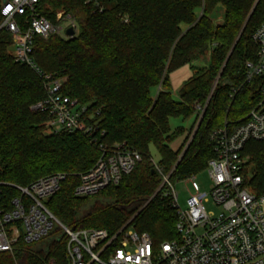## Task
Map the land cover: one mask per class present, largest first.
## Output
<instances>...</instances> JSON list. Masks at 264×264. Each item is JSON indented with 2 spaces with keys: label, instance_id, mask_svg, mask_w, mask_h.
Returning a JSON list of instances; mask_svg holds the SVG:
<instances>
[{
  "label": "trees",
  "instance_id": "obj_1",
  "mask_svg": "<svg viewBox=\"0 0 264 264\" xmlns=\"http://www.w3.org/2000/svg\"><path fill=\"white\" fill-rule=\"evenodd\" d=\"M101 5L95 10L84 0H42L43 17L55 23L64 12L76 29L73 37H36L31 58L42 73L62 81L65 96L87 107L104 145L125 144L141 162L118 185L76 197L80 175L93 168L100 152L81 133L45 134L49 115L31 110L46 98L44 81L9 54L11 36L2 30L0 201L8 206L20 196L17 188L64 174L47 202L61 224L111 235L128 226L159 246L178 238L171 198L165 189L158 191L161 174L175 183L205 170L216 157L213 131L235 125L260 101L258 82L245 84V66L257 56L252 36L264 21V0H102ZM186 66L192 75L175 100L171 75ZM173 118L193 123L172 129ZM152 149L159 154L157 164ZM243 157L246 186L263 195L264 140L248 142ZM66 246L67 237L55 228L41 244L20 240L12 252H1L0 264H66Z\"/></svg>",
  "mask_w": 264,
  "mask_h": 264
},
{
  "label": "built area",
  "instance_id": "obj_2",
  "mask_svg": "<svg viewBox=\"0 0 264 264\" xmlns=\"http://www.w3.org/2000/svg\"><path fill=\"white\" fill-rule=\"evenodd\" d=\"M84 1L95 10L102 9V0ZM41 2L0 0V31L11 36L15 61L29 66L44 81L46 98L31 110L49 115L45 123L49 134L81 133L97 146L100 157L93 168L80 175L74 192L76 197L85 198L118 185L141 162V155L125 144L112 148L104 145L98 139L104 133L87 107L65 96L62 81L42 73L32 60L36 37H67V29H76L64 12L57 14L55 23L43 17ZM252 39L258 51L256 59L246 63L245 84L258 82L261 98L244 119L211 134L216 157L206 168L209 189L202 190L196 175L191 176L186 180L190 196L186 209H182L170 175L161 174L158 191L165 189V196L171 198L177 239L155 246L148 234L128 226L113 235L104 229L64 226L47 207L66 180V175L54 174L17 188L20 196L8 206L0 201V253L12 252L20 240L28 245L41 244L59 228L67 237L66 264H264V194L258 196L246 186L248 160L243 157L248 142L264 140V21ZM211 203L220 209L218 214L207 211L206 205Z\"/></svg>",
  "mask_w": 264,
  "mask_h": 264
},
{
  "label": "rangeland",
  "instance_id": "obj_3",
  "mask_svg": "<svg viewBox=\"0 0 264 264\" xmlns=\"http://www.w3.org/2000/svg\"><path fill=\"white\" fill-rule=\"evenodd\" d=\"M61 13V12H59ZM9 54L13 55L14 54V47H11L9 49ZM192 71L191 67L187 66L185 69H182L180 71H176L173 73L171 76L172 84H173V97L175 100L179 99V91L182 88L183 84L191 77ZM153 96H156L157 90L156 88L152 90ZM193 121L188 120V121H183L182 118H173L171 119V128L175 129L178 126H184L189 128L192 125ZM45 134H49V131L46 130ZM183 142V139H180L179 141H176L172 147L177 148L179 147ZM178 144V145H177ZM152 160L155 164L158 163L159 161V154L155 149H152ZM196 181L200 184L202 190H208L209 189V177H208V172L207 169L199 172L196 175ZM176 186V191L178 193L179 199V205L182 209H186V202L187 199L190 196V184L186 181H177L174 183ZM207 211H212L215 214H218L220 212V209L215 207L212 203L206 205Z\"/></svg>",
  "mask_w": 264,
  "mask_h": 264
},
{
  "label": "water",
  "instance_id": "obj_4",
  "mask_svg": "<svg viewBox=\"0 0 264 264\" xmlns=\"http://www.w3.org/2000/svg\"><path fill=\"white\" fill-rule=\"evenodd\" d=\"M256 5H257V4H256ZM256 5H255V7H256ZM255 7L253 8L252 12L250 13L249 17L247 18V20H246V22H245V24H244V26H243V29H242V31H241L240 34H239L238 39H239L240 36L242 35V33H243V31H244V29H245V27H246V25H247V23H248V21H249L251 15H252V13H253ZM74 34H75V30H74L73 28H71V27H70L69 29H67L66 32H65V35H66L67 37H73ZM238 39H237V41H238ZM227 61H228V59H227ZM227 61H226V62H227ZM220 75H221V74H220ZM220 75H219L217 81L219 80ZM217 81H216V83H215V86H216V84H217ZM215 86H214V87H215ZM200 123H201V119H200L199 122L197 123V126H196V128H195V130H194V134H195L196 130L198 129ZM187 147H188V145H187ZM184 153H185V150H184L183 153L181 154L180 159H179V162H180V160L182 159ZM179 162H178V163H179ZM178 163H177V165H178ZM177 165H176V166H177Z\"/></svg>",
  "mask_w": 264,
  "mask_h": 264
},
{
  "label": "crops",
  "instance_id": "obj_5",
  "mask_svg": "<svg viewBox=\"0 0 264 264\" xmlns=\"http://www.w3.org/2000/svg\"><path fill=\"white\" fill-rule=\"evenodd\" d=\"M187 67V66H186ZM186 67H184V68H182V69H185ZM182 69H180V70H182ZM180 70H178V71H180ZM175 73V72H174ZM173 75V74H172ZM171 75V76H172ZM171 84H172V80H171ZM172 88H173V84H172ZM178 145V144H177Z\"/></svg>",
  "mask_w": 264,
  "mask_h": 264
}]
</instances>
